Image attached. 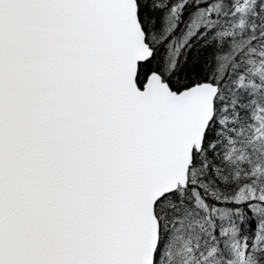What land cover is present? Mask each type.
Instances as JSON below:
<instances>
[{
    "label": "snow or ice",
    "instance_id": "snow-or-ice-1",
    "mask_svg": "<svg viewBox=\"0 0 264 264\" xmlns=\"http://www.w3.org/2000/svg\"><path fill=\"white\" fill-rule=\"evenodd\" d=\"M0 264H264V0H0Z\"/></svg>",
    "mask_w": 264,
    "mask_h": 264
}]
</instances>
